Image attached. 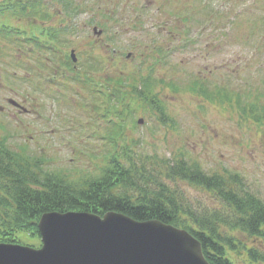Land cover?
<instances>
[{
	"label": "rangeland",
	"instance_id": "obj_1",
	"mask_svg": "<svg viewBox=\"0 0 264 264\" xmlns=\"http://www.w3.org/2000/svg\"><path fill=\"white\" fill-rule=\"evenodd\" d=\"M40 1L39 17L34 14L31 19L10 13L2 19L21 27L6 38L0 35V137H8L9 149L37 162L42 172L63 175L76 182L101 175V169L108 166L114 152L121 155V162L126 166L129 163L122 152L132 151L138 169L156 173L165 172L163 160L176 159L178 154L177 159L182 157L198 164L207 174L221 175L228 187L239 186L230 181L226 172L239 175L244 189L264 201V119L255 122L251 114H241L242 106L235 100L227 101L219 89L216 93L202 95L190 86L195 75L204 80L206 87L207 82L216 81L229 88L230 85L240 87L243 93H239L238 98L242 101L246 88L252 86L251 103L257 108L261 106L264 102V35L254 28L264 27V0H239L238 6L230 0L208 2L222 11L233 12L236 6L244 7L249 3L250 7L241 13L248 22L237 19L239 23L233 24L231 36L221 40L220 55H204L198 39L185 51L187 53L175 57L167 55L164 62L156 65L152 62L156 50L165 46L163 33L172 25L167 18L175 14L176 5L182 6L183 0H174L172 4L168 0H71L76 10L70 14L65 13L61 0ZM184 3L189 9L199 11L194 18L204 17L199 8L203 6L201 0H184ZM134 4L147 6L140 18L145 20L143 30H133L130 26L139 27V24L131 23L128 17L121 20L120 12L127 6L132 13ZM45 10L49 16L42 14ZM193 17L189 26L192 31L199 30ZM39 25L52 26L39 36L49 41L54 28H61L59 32L68 29L59 34L55 55L43 50L31 52L30 43L22 40L26 34H38ZM159 26L161 29L157 28ZM93 27L102 30L99 37L93 36ZM244 37L250 39L246 41ZM71 49L77 59V73L60 63ZM128 53L131 54L127 56ZM184 58L189 59L185 68L174 65ZM144 60L145 64H139ZM90 64L93 66L89 68ZM153 66L152 78L149 68ZM138 69L133 81L129 80V75L125 76ZM61 71L66 74L65 79L61 78ZM74 74L82 79L88 74L94 80V92L81 84V80L71 79ZM115 74L125 77L116 84L107 81ZM50 75L54 77L53 82L49 81ZM149 78H152L149 81L151 92L148 87L141 91L148 98L153 93L162 100L163 111L169 119V122L164 120L167 123L153 107H139L144 102H136L140 97L135 92L136 86L139 89L136 82ZM37 82L40 87H36ZM169 82L175 83L177 90H169L166 87ZM231 96L235 99V94ZM7 99H14L29 112L17 111ZM124 107L129 109L122 114L120 110ZM138 118L143 121L137 124ZM163 179L181 192L183 202L189 203V207L224 210L211 191L185 179L174 183ZM128 193L134 191L130 189ZM229 228L222 226L220 230L229 232L232 237L233 243L226 246V251L233 264H264V258L260 259L264 255V242L251 239L238 229L229 231ZM20 236L29 246L40 245L39 238H29L25 233ZM248 249L254 251L248 252Z\"/></svg>",
	"mask_w": 264,
	"mask_h": 264
},
{
	"label": "trees",
	"instance_id": "obj_2",
	"mask_svg": "<svg viewBox=\"0 0 264 264\" xmlns=\"http://www.w3.org/2000/svg\"><path fill=\"white\" fill-rule=\"evenodd\" d=\"M34 8L35 2L30 0L0 2L1 12L10 10L13 14L27 15ZM220 89V94L231 102L232 89L229 86ZM199 93L207 95L202 89ZM151 104L160 114L164 113L157 102L151 100ZM252 112L255 122L264 119V106L258 110L252 107ZM162 116L165 122L167 118ZM122 153L129 165L122 164L121 155L113 153L108 166L101 169V175L76 182L63 175L42 172L37 162L0 144V242L26 244L20 233L39 238L37 222L43 213L51 211L91 212L99 216L115 211L138 221L157 219L172 224L186 229L200 242L209 264H233L226 251V246L233 243L232 237L229 232L222 233V226L231 227L229 231L238 229L249 238L264 242V201L244 189L239 175L226 172L230 181L239 186L232 188L221 175L207 174L198 164L182 157L177 159L178 154L177 160H163L165 172L156 173L138 169L132 151L125 149ZM163 177L171 183L185 179L211 191L224 210L216 212L189 207V203L183 202L181 192L172 188ZM130 189L134 193H128ZM253 251L248 249V252ZM263 258L262 254L260 259Z\"/></svg>",
	"mask_w": 264,
	"mask_h": 264
},
{
	"label": "water",
	"instance_id": "obj_3",
	"mask_svg": "<svg viewBox=\"0 0 264 264\" xmlns=\"http://www.w3.org/2000/svg\"><path fill=\"white\" fill-rule=\"evenodd\" d=\"M37 227L40 247L0 242V264H209L193 235L157 219L51 211Z\"/></svg>",
	"mask_w": 264,
	"mask_h": 264
},
{
	"label": "flooded vegetation",
	"instance_id": "obj_4",
	"mask_svg": "<svg viewBox=\"0 0 264 264\" xmlns=\"http://www.w3.org/2000/svg\"><path fill=\"white\" fill-rule=\"evenodd\" d=\"M170 4L173 3L174 0H168ZM177 8H175L174 12L171 11L173 16H168L167 21L169 24L171 23L172 25H168V31L164 32L165 38H163V42L165 43L163 46V49L161 51L167 53L168 55H171L175 57L176 55L184 54L187 53L185 52L191 45L195 44V41H191L189 39L190 35V26H189V21L191 17L195 16L194 11L189 9V7L185 5L184 0L182 1V6L176 5ZM128 13H131V8L127 7ZM134 10L138 8L136 4L133 5L132 7ZM160 10V7L157 8ZM165 7L161 8V11L163 12ZM181 10V11H180ZM213 8L205 7L203 8V14L204 17L200 19L192 18L193 23H196L198 27L203 30L200 34V40L198 41L203 45V51L202 52L204 55H220L222 53V48H221V42L219 37V33H217V30H220V19L218 16H213V15H207L212 12ZM180 11V12H178ZM190 11V13H189ZM139 12H143V7L140 6ZM157 12L155 11L154 14ZM141 15H138L136 17H131L133 18V22L136 24H139L141 29H144L145 26V20H140ZM154 19V18H152ZM195 19V20H194ZM207 21V27H203L204 22ZM153 25V24H152ZM163 26L165 27L166 25L163 23ZM158 29H161V26L157 27ZM159 33H162L158 31ZM231 36V35H230ZM178 64V65H177ZM178 68H185L184 66L188 65V62L185 59H181L179 62L174 63ZM175 66V67H176ZM208 68V67H207ZM36 87H39V85H36ZM17 111H20L19 108L13 107ZM2 110V108L0 107ZM24 113H28L29 111H23Z\"/></svg>",
	"mask_w": 264,
	"mask_h": 264
}]
</instances>
